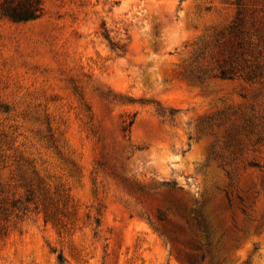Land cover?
Returning <instances> with one entry per match:
<instances>
[{"label": "rangeland", "instance_id": "obj_1", "mask_svg": "<svg viewBox=\"0 0 264 264\" xmlns=\"http://www.w3.org/2000/svg\"><path fill=\"white\" fill-rule=\"evenodd\" d=\"M41 2L0 14V264H264V0Z\"/></svg>", "mask_w": 264, "mask_h": 264}, {"label": "trees", "instance_id": "obj_2", "mask_svg": "<svg viewBox=\"0 0 264 264\" xmlns=\"http://www.w3.org/2000/svg\"><path fill=\"white\" fill-rule=\"evenodd\" d=\"M41 0H1L0 14L14 22L34 20L43 13ZM62 260V256H60Z\"/></svg>", "mask_w": 264, "mask_h": 264}, {"label": "water", "instance_id": "obj_3", "mask_svg": "<svg viewBox=\"0 0 264 264\" xmlns=\"http://www.w3.org/2000/svg\"><path fill=\"white\" fill-rule=\"evenodd\" d=\"M236 260H237V261H240V260H241V256H237V257H236Z\"/></svg>", "mask_w": 264, "mask_h": 264}]
</instances>
